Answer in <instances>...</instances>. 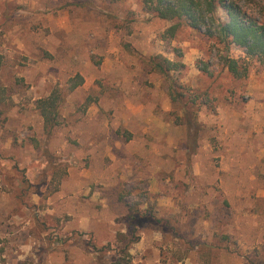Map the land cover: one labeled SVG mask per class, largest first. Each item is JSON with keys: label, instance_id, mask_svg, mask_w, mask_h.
<instances>
[{"label": "rangeland", "instance_id": "1", "mask_svg": "<svg viewBox=\"0 0 264 264\" xmlns=\"http://www.w3.org/2000/svg\"><path fill=\"white\" fill-rule=\"evenodd\" d=\"M229 1L264 22V0ZM171 24L142 0H0V264L264 259V59ZM133 204L161 222L101 260L89 245L122 249Z\"/></svg>", "mask_w": 264, "mask_h": 264}, {"label": "trees", "instance_id": "2", "mask_svg": "<svg viewBox=\"0 0 264 264\" xmlns=\"http://www.w3.org/2000/svg\"><path fill=\"white\" fill-rule=\"evenodd\" d=\"M142 6L144 10L151 12L156 18L172 23L165 31V34L170 38H174L178 30L185 27L200 33L205 38L214 40L215 43L222 45L227 52L231 46H235L249 56L264 59V22H259L251 17L234 1L142 0ZM219 7L225 10L224 18L218 15ZM222 60L223 66L233 78L246 77L247 67L243 61L230 58L228 55H225ZM151 64L161 74H167L180 66L161 56L154 57ZM78 85L79 83L74 87ZM62 100L61 93L54 90L48 97L40 99L37 103V109L43 120V129L47 135H50L52 129L59 124L58 118ZM143 220L144 223H142ZM123 222L127 228V233L126 235H117V240L124 244L122 249L112 252L108 246L99 247L94 242L89 245L101 260L109 256V261L118 262L120 255L127 251L128 244L132 242L136 228L143 224L156 226L161 221L156 219L150 211H143L139 205L133 204L127 206V215ZM111 253L112 255H107ZM245 264H264V259L256 262L246 261Z\"/></svg>", "mask_w": 264, "mask_h": 264}]
</instances>
